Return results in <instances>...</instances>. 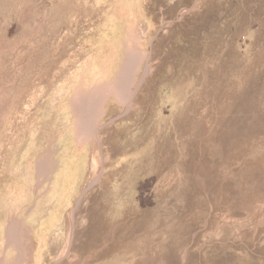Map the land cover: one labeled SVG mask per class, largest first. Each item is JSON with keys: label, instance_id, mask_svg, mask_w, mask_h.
<instances>
[{"label": "rangeland", "instance_id": "374dc122", "mask_svg": "<svg viewBox=\"0 0 264 264\" xmlns=\"http://www.w3.org/2000/svg\"><path fill=\"white\" fill-rule=\"evenodd\" d=\"M0 264H264V0H0Z\"/></svg>", "mask_w": 264, "mask_h": 264}, {"label": "bare ground", "instance_id": "6f19581e", "mask_svg": "<svg viewBox=\"0 0 264 264\" xmlns=\"http://www.w3.org/2000/svg\"><path fill=\"white\" fill-rule=\"evenodd\" d=\"M10 232V231H9ZM10 234H11V232H10ZM11 236V235H10Z\"/></svg>", "mask_w": 264, "mask_h": 264}]
</instances>
